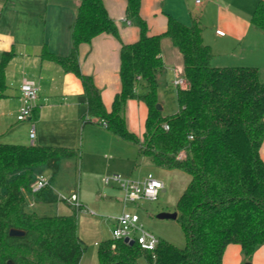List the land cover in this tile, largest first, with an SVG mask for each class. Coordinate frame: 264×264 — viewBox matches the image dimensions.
I'll list each match as a JSON object with an SVG mask.
<instances>
[{"label":"trees","instance_id":"16d2710c","mask_svg":"<svg viewBox=\"0 0 264 264\" xmlns=\"http://www.w3.org/2000/svg\"><path fill=\"white\" fill-rule=\"evenodd\" d=\"M79 1L71 53L60 56L45 48L43 57L82 81L88 103L84 122L102 123L113 135L134 143L139 155L157 167L191 177L175 210L184 248L160 240L151 252L108 239L99 245L100 264H141L142 259L148 264H223L226 249L234 244L250 260L264 245V81L259 69L212 66L214 53L204 43L199 20L186 25L169 16L167 30L150 35L141 16L142 0H126L127 19L137 23L140 39L121 48L122 88L109 110L93 78L81 70L79 47L104 33L118 36V28L103 0ZM251 23L264 31V0L258 2ZM164 38L183 55L187 83L177 88L179 110L171 115L157 109ZM13 56L4 52L0 59V99L6 96ZM129 99L147 107L142 138L127 126L123 109ZM76 155L67 147L0 143V264H81L86 247L78 234L77 211L38 215L28 211L24 194L35 181V169L47 166L55 173L61 158ZM34 199L58 201L50 187ZM12 229L25 234L12 237Z\"/></svg>","mask_w":264,"mask_h":264},{"label":"crops","instance_id":"0c3cea01","mask_svg":"<svg viewBox=\"0 0 264 264\" xmlns=\"http://www.w3.org/2000/svg\"><path fill=\"white\" fill-rule=\"evenodd\" d=\"M47 1L0 0V59L4 52L14 53L6 72V96L0 99V143L3 144L71 146L75 144L88 112L82 81L75 74L65 72L57 62L43 57L45 48L60 56L71 53L72 31L80 1L58 0L50 7ZM160 1L142 0L141 16L147 22L150 35L164 33L169 16L186 25L199 20L204 25V43L214 53L212 66L256 67L264 81V31L251 23L260 0H201L199 4L196 0H180L178 4L167 2L165 7L160 6ZM103 2L117 25L118 36L104 33L90 43L81 44L79 59L83 74L93 78L110 110L115 95L122 88L121 48L137 42L140 31L135 21L127 19L126 0ZM43 12L48 13L44 29ZM218 30L225 32V36L219 37ZM168 40L162 41L164 69L171 65L175 73L182 71L184 74L183 55L171 40L172 48L168 49ZM25 81L38 88L39 96L32 118L23 122L26 127L19 130L20 133L13 127L15 123H22L17 120V115L21 107L20 88ZM48 109L52 110L51 117ZM9 118L13 120L9 122ZM33 129L34 141L30 138ZM261 155L264 159V143ZM223 264H264V245L257 248L251 261L240 245H230Z\"/></svg>","mask_w":264,"mask_h":264},{"label":"rangeland","instance_id":"374dc122","mask_svg":"<svg viewBox=\"0 0 264 264\" xmlns=\"http://www.w3.org/2000/svg\"><path fill=\"white\" fill-rule=\"evenodd\" d=\"M57 1L48 0L47 4L50 7ZM164 1H160V6L165 7L167 2L178 4L180 0ZM47 17L48 13L43 12L41 20L43 29ZM168 42V49H170L172 44L170 40ZM175 80L176 73L173 67L167 65L159 79L158 89L159 104L164 106L162 110L164 115H171L179 110L178 86ZM51 111V109L47 110L49 117L53 115ZM123 113L127 125L130 126L129 130L133 132L134 129V133L141 138L145 131L146 106L136 99H129ZM12 120L9 118V122ZM81 124L82 130L78 133L75 144L66 146L76 150V156L61 158L58 171L55 173L47 166L34 170L35 180L40 176L50 180L48 187L58 197V201L36 202L29 188L24 191L29 203L28 211L42 216L73 215L76 209L64 199L77 194L82 206L76 210L78 234L86 247L81 264H100L99 246L95 244L112 238L114 228L112 218L120 216L125 207L123 191L116 185H106L103 179L121 175L124 179L138 182L152 174L154 178L162 180L165 184L158 201L127 204L126 209L138 213L145 230L159 240L184 248L186 240L180 222L173 219H159L158 215L162 212H175L177 202L191 180L190 175L181 170L157 167L150 158L139 155L138 147L134 143L118 138L100 123L83 122ZM25 127L26 125L22 122L15 123L13 128H15L14 131H19L25 130ZM140 262L148 264L145 259Z\"/></svg>","mask_w":264,"mask_h":264},{"label":"built area","instance_id":"2783aa9c","mask_svg":"<svg viewBox=\"0 0 264 264\" xmlns=\"http://www.w3.org/2000/svg\"><path fill=\"white\" fill-rule=\"evenodd\" d=\"M199 4L201 0H196ZM219 37L225 36V32L218 30ZM175 83L178 87H185L186 80L182 71L176 72ZM21 107L17 115L19 122H24L32 118L38 99V88L31 82L25 81L21 85ZM35 129L30 133V138L34 141ZM192 138V137H191ZM106 185H116L124 193V210L118 217L112 218L114 228L112 231L113 240L123 241L130 246H140L143 250L154 252L159 244V239L145 230L138 213L126 209L127 204L138 203L141 201L156 202L160 192L165 188V184L149 174L142 181H132L122 178L121 175H113L103 179ZM50 185V180L44 176L38 177L30 186L33 194H36ZM25 191V190H24ZM64 199V198H63ZM70 206L79 210L82 206L77 194L64 199ZM32 205V204H31ZM96 243V246H99Z\"/></svg>","mask_w":264,"mask_h":264},{"label":"water","instance_id":"95a60500","mask_svg":"<svg viewBox=\"0 0 264 264\" xmlns=\"http://www.w3.org/2000/svg\"><path fill=\"white\" fill-rule=\"evenodd\" d=\"M157 109L158 110H163L162 106L159 104L157 106ZM178 217V214L177 212H174V213H168V212H162L158 215V218L159 219H173V220H176ZM25 232L24 231H21V230H18V229H12L10 231V236L12 237H21V236H24Z\"/></svg>","mask_w":264,"mask_h":264}]
</instances>
